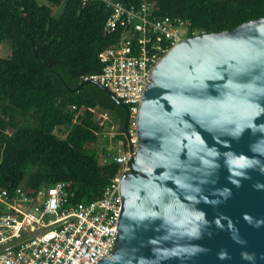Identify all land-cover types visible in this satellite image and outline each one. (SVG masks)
Listing matches in <instances>:
<instances>
[{"label":"water","instance_id":"95a60500","mask_svg":"<svg viewBox=\"0 0 264 264\" xmlns=\"http://www.w3.org/2000/svg\"><path fill=\"white\" fill-rule=\"evenodd\" d=\"M97 264H264V17L186 38L156 65ZM126 114L129 107L103 86Z\"/></svg>","mask_w":264,"mask_h":264},{"label":"trees","instance_id":"16d2710c","mask_svg":"<svg viewBox=\"0 0 264 264\" xmlns=\"http://www.w3.org/2000/svg\"><path fill=\"white\" fill-rule=\"evenodd\" d=\"M128 7L153 4L161 16H178L202 35L233 30L264 17V0H114ZM110 15L100 3L82 0H0V186L32 190L64 182L73 200L100 198L120 172L101 164L110 142L96 147L104 131L101 110L122 133L125 111L82 77L100 73L99 54L117 41L104 32ZM9 42L11 54L2 56ZM123 141L117 135L112 142ZM109 149H108V148Z\"/></svg>","mask_w":264,"mask_h":264},{"label":"built area","instance_id":"2783aa9c","mask_svg":"<svg viewBox=\"0 0 264 264\" xmlns=\"http://www.w3.org/2000/svg\"><path fill=\"white\" fill-rule=\"evenodd\" d=\"M89 3H100L110 11L104 32L118 36L98 56L101 72L82 80L103 86L129 107L128 136L118 128L104 135L110 140L124 135V150L111 149L100 160L117 163L120 172L102 196L90 202L74 201L70 185L64 182L35 190L20 186L9 191L0 186V264H97L111 255L118 241L121 180L132 172L139 150L138 115L146 86L171 48L197 36L189 21L158 15L148 2L128 7L114 0H82L84 6ZM97 120L104 127L108 123Z\"/></svg>","mask_w":264,"mask_h":264},{"label":"rangeland","instance_id":"374dc122","mask_svg":"<svg viewBox=\"0 0 264 264\" xmlns=\"http://www.w3.org/2000/svg\"><path fill=\"white\" fill-rule=\"evenodd\" d=\"M44 1L47 2V0H43V2ZM184 36H186V35H184ZM9 45H10L9 42H6L2 46V48H1V54H2V56L7 57V56H9L11 54V49H10V46ZM94 114H95V116H96L97 119L99 117H100L101 120H105L106 119V121L108 123H110V122L113 121V119L110 117V115L108 113L103 112L101 110H95V113ZM108 123L107 124L105 123V127H104L105 129H104L103 133L99 134V140H98L97 145L96 146L95 145H91L90 146L91 148L92 147H96L99 150V152H101L104 149V147H103L104 146V142L108 140L107 138L104 137V135H108L109 133L110 134H113V133L116 132V130L118 128V125H115L116 126V129L113 130V129H111V126H109ZM107 137L109 138L108 141L110 142L109 146L111 145V147H112L108 151H111V149H112L113 152L117 153L119 150H124L123 149V147H124L123 143L120 142L121 143L120 144L118 141L117 142H111L112 141V140H110V139H112L111 136H107Z\"/></svg>","mask_w":264,"mask_h":264},{"label":"crops","instance_id":"0c3cea01","mask_svg":"<svg viewBox=\"0 0 264 264\" xmlns=\"http://www.w3.org/2000/svg\"><path fill=\"white\" fill-rule=\"evenodd\" d=\"M103 147H104V146H103ZM107 148H108V147H107ZM109 148H112L111 145L109 146ZM109 148H108V149H109Z\"/></svg>","mask_w":264,"mask_h":264},{"label":"bare ground","instance_id":"6f19581e","mask_svg":"<svg viewBox=\"0 0 264 264\" xmlns=\"http://www.w3.org/2000/svg\"><path fill=\"white\" fill-rule=\"evenodd\" d=\"M124 148V147H123Z\"/></svg>","mask_w":264,"mask_h":264}]
</instances>
